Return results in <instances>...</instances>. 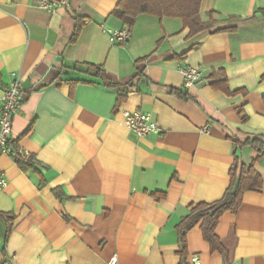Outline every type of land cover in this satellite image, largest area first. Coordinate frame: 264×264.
<instances>
[{
	"label": "crops",
	"instance_id": "obj_1",
	"mask_svg": "<svg viewBox=\"0 0 264 264\" xmlns=\"http://www.w3.org/2000/svg\"><path fill=\"white\" fill-rule=\"evenodd\" d=\"M39 1L0 0V98L18 73L12 140L33 162L23 170L0 156V263L183 264L197 254L264 264V0H201V20L212 13L217 25L194 36L177 18L140 15L129 27L113 15L120 0H68L52 13ZM125 28L128 41L111 44L104 30ZM185 67L201 73L190 87ZM126 112L150 114L160 133L139 138ZM235 161L260 183L218 221L225 255L199 225L182 252L176 226L191 206L219 202Z\"/></svg>",
	"mask_w": 264,
	"mask_h": 264
},
{
	"label": "trees",
	"instance_id": "obj_2",
	"mask_svg": "<svg viewBox=\"0 0 264 264\" xmlns=\"http://www.w3.org/2000/svg\"><path fill=\"white\" fill-rule=\"evenodd\" d=\"M201 0H120L113 15L116 16L122 23L132 27L136 18L140 15H150L158 18H177L181 19L184 28L189 30V35L194 36L204 31L212 30L216 25V20L213 19V14H208V19L203 22L200 18L199 11ZM78 28L71 38V43L76 41ZM234 27H226L224 29L215 30L212 33H222L233 31ZM88 70L101 73L104 70L101 66H95L92 64H84ZM109 87H115L114 84H109ZM171 93L183 101H189L187 94L182 93L178 90H172ZM228 94H231L227 92ZM247 145H255V141L246 142ZM17 165L26 170L32 167V159L27 157H19L15 159ZM260 180L257 175L250 168L245 172L244 168H240L235 161L234 165L230 170V182L226 189L223 197L219 202L212 204L200 203L191 206L188 214L184 217L181 222L176 226V232L178 236V242L182 252L185 249V235L186 233L198 226L201 229L203 240L210 246L212 252H219L225 255V251L220 246L219 239L215 235V229L218 224L220 217L224 213L235 214L240 205L241 197L243 192L248 189H255L259 187ZM155 200H162L164 194H153ZM0 218H5L4 215L0 214Z\"/></svg>",
	"mask_w": 264,
	"mask_h": 264
},
{
	"label": "built area",
	"instance_id": "obj_3",
	"mask_svg": "<svg viewBox=\"0 0 264 264\" xmlns=\"http://www.w3.org/2000/svg\"><path fill=\"white\" fill-rule=\"evenodd\" d=\"M39 8L48 13H52L59 8H66L68 0H40ZM111 44H124L130 38V30L125 28L121 31L104 30ZM186 87H190L195 80L201 77L199 70L192 67L181 68L180 70ZM24 101V92L18 73L10 75V81L3 89L0 98V156H6L13 159L19 157L27 159L28 155L14 146L12 140V127L16 114L20 110ZM124 125L139 138H148L152 135H158L160 129L150 114L126 112L124 114ZM203 133H207V128H202ZM7 186V180L0 172V193ZM117 256H112L107 264H117ZM0 264H15L11 257H8ZM183 264H201L199 255L193 254L184 260Z\"/></svg>",
	"mask_w": 264,
	"mask_h": 264
}]
</instances>
